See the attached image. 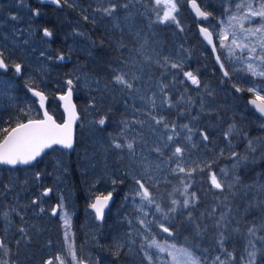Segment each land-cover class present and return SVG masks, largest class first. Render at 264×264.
Segmentation results:
<instances>
[{
    "label": "rangeland",
    "instance_id": "1",
    "mask_svg": "<svg viewBox=\"0 0 264 264\" xmlns=\"http://www.w3.org/2000/svg\"><path fill=\"white\" fill-rule=\"evenodd\" d=\"M202 1L212 12H216L213 4L221 7V11L215 13V20L204 23L211 31L213 26L219 30L218 21L228 15L225 9L230 8L238 16L244 12V9L239 12L236 10L235 5L240 0ZM187 2L188 0H178L179 10L176 15L183 28L181 31L176 23H153L155 16L148 12L146 0H67V3L61 0V9L43 5L38 0H0V52L4 53L9 64L7 72L0 70V125L1 121L3 126L9 121L11 130L17 123L41 118L37 101L26 85L43 91L49 99V111L57 120L62 121L59 103L56 97L53 98L52 92L57 93L56 96L65 93L66 81L72 79L73 96L80 103L77 104L79 119L74 151L76 147L87 149V152L83 150L84 154L80 152L78 165L83 168V173L93 177V187L86 192L88 207L97 192L98 195L118 193V199H121L118 205L123 208L121 232L127 239L129 254L134 261H140V264H148V261L144 259V252L141 250L143 229L138 222L142 217V213L138 211L141 201L132 196L138 187L135 179L157 187L170 176L180 175L179 182L184 176L171 172L175 163L166 161L174 148L171 144L167 148L163 147L167 143L166 130L152 121V115L164 116L169 124L177 125V130L180 131L177 140L180 144L187 145L183 158L186 166L199 163L203 167L211 164L213 171L219 170L216 172L218 175H223L220 170L225 169L227 176L224 180L227 184L234 186L241 179L239 172L242 168L264 160V122L251 112L242 98L233 97L225 102L232 95L230 90H235L233 85L236 83L246 90L250 87L260 90L264 88V77L235 72L234 69L241 65L234 64L226 58V54H221V60L230 72L232 82L225 88V97L217 99L208 49L199 35L192 32V27L196 28L198 22L189 10L186 12ZM111 3H116L118 7L109 16L102 9L109 7ZM124 3H128L127 9L120 7ZM48 7L49 12L56 14L50 12L59 32L64 27L59 23H66L64 36L62 34L56 37L43 24H47ZM35 9H39V15H33ZM253 23H258V18ZM245 25L250 26L247 23ZM251 26L255 27L253 24ZM45 28L52 32L51 37L44 36ZM96 30L101 36L96 34ZM95 48L103 54L101 59L97 57ZM60 55L65 57L63 62L57 59ZM164 57L182 64V70L173 69L170 65L162 66ZM17 63L22 66L19 74L12 67ZM184 71L196 75L200 84L193 85L183 76ZM115 75H124L133 87L129 89L116 84L113 79ZM206 79L213 81L207 82ZM219 83L225 87L222 81ZM161 85H167L165 91L173 107L162 105ZM249 93L253 96V93ZM261 94L264 95V92ZM152 99L156 101L155 108L151 106ZM222 112L227 113L228 117L236 116L238 121L229 119L227 122H218L222 123L223 134L216 148L210 140L202 141L201 123L205 117ZM101 118H106L104 126L97 123ZM123 122H127L126 128ZM184 124L193 129L191 143L183 139L187 132L181 130L180 126ZM230 128L229 138L225 140L224 133ZM5 134L0 135V142ZM167 134H171L170 130ZM114 140L122 144L132 142L133 150L127 147L115 148ZM201 141L206 143L211 157L199 152ZM249 141L257 149L256 152L250 150ZM192 143L196 147H192ZM157 147L161 148L163 155L154 151ZM232 152H236L238 156L232 157ZM72 154L53 148L30 167L9 168L0 165V239L6 243L11 235V242L18 244L20 239L16 238L21 233V223L26 213L33 211L37 220L29 230L39 246L40 259V247L46 250L42 264L56 255H63L68 264H75L66 250L65 213L70 218V242L78 260L98 264L96 253L100 247L102 225L96 222L88 209L83 210L85 196L77 198L73 192L69 168ZM245 156L247 160L237 164L240 157ZM119 166L120 176L124 177L122 180L120 177L116 178L119 171L115 169ZM236 178L238 182H235ZM47 188L52 191L48 197H44L43 191ZM246 191L256 195V199L263 203L260 197H264V178L252 183ZM33 200L37 203H32ZM61 203L63 208L59 209L55 218H51L53 205ZM148 219L152 220L153 215L150 214ZM14 222L17 223L15 228ZM143 234H155L157 239L174 242L172 237L160 232L156 226L152 227L151 233ZM262 236L264 227H259L255 238L246 239V248L251 240L257 249L262 250V241L257 239ZM79 240L80 244L77 243ZM148 251L153 254L154 264H170L171 257L167 253H157L154 249ZM1 253L4 254L3 250H0ZM28 253L26 251V255ZM5 256L10 259L9 250ZM242 256L246 258V252ZM14 262L18 263V259ZM238 263L245 264V261L239 259ZM54 264L58 262L54 260ZM202 264L205 263L202 261Z\"/></svg>",
    "mask_w": 264,
    "mask_h": 264
},
{
    "label": "snow or ice",
    "instance_id": "2",
    "mask_svg": "<svg viewBox=\"0 0 264 264\" xmlns=\"http://www.w3.org/2000/svg\"><path fill=\"white\" fill-rule=\"evenodd\" d=\"M43 2V0H42ZM49 2L56 4L57 6L61 5V0H49ZM67 3V0H64ZM131 2V0H129ZM149 7L147 8L148 12L152 13L155 16L153 23L167 24L169 22L176 23L178 27L179 21L177 20L176 13L178 12V0H146ZM191 7L195 12V15L198 19L208 20L209 17L213 16L212 12L203 10L200 5L197 3V0H190ZM118 5L116 3H111L109 7L103 8L102 11L107 15L111 16L116 10ZM125 9L128 8V3L120 5ZM237 12L240 9H245L243 14L236 15L231 12V9H225V12L228 13L225 19L218 21L219 30L215 26L212 27V31L209 30L208 26H201L199 32L202 35L204 41L211 46L212 52L215 54L216 62L219 64L223 76L226 78H231V74L228 70L225 69V65L221 60V54H226V58L230 59L234 64L238 63L241 65L240 68L234 69L235 72H244L248 73L253 77H264V0H240L239 3L235 5ZM39 9L33 11V15H39ZM16 19L15 16L12 17ZM258 24L255 27H252L254 20H257ZM85 19L87 17L85 16ZM245 23L249 24V27H245ZM180 30L183 31V28L180 27ZM45 37H51L52 32L47 28L43 30ZM254 38V39H253ZM59 60H64L65 57L60 55L57 57ZM173 69H181L182 64L175 63L170 61L167 57L163 58L164 67L169 66ZM15 72L17 74L21 73V65L14 64ZM9 64L6 62L3 52H0V69L7 70ZM183 76L191 81L193 85H199L200 81L190 71H184ZM116 84L124 85L127 88L131 89L133 85L128 82L124 75H115L113 77ZM183 82V81H181ZM67 92L64 95L59 97L60 100L64 102V111L67 113V120L58 124L51 115L48 114V111L45 108V101L47 97L43 91H39L34 87L26 85L28 90L32 93L34 97H37L39 100V105L42 109H45L43 112V119L38 120H28L26 123H17V125L12 128L10 131L5 129L7 133L2 142H0V165H8L16 167L17 165H29L37 160L38 157L46 149H51L53 146H61L63 148H72L73 147V133L72 126L73 123L78 119L76 113V107L72 103L73 95V80L68 79L66 81ZM237 92L242 91V89L236 85H233ZM167 85H161V92L163 93L162 105L166 104L168 107H173L174 105L168 98V93L165 91ZM247 91L253 93V99L249 101L255 109L259 112L261 116H264V95L261 93L264 92V88L257 90L255 87H250ZM151 106L156 107L155 99L151 100ZM152 121L158 125L162 126L166 130V140L167 143L163 147L167 148L171 144L174 150L171 152V156L167 158V161L175 163V167L171 169L173 174H184L183 178L180 179L179 186L173 188V191L169 193V197H174L176 194L183 197L182 200L177 198H171L170 205L162 206L161 203L157 202L156 197L153 195L151 188H154L155 185H147L145 182H142L141 179H135V184L138 186L137 189L132 193L133 198H139L141 201L138 206V211L142 213V217L139 219V224L143 229V233H151L152 227L156 226L158 230L162 233H166L167 236L172 237L175 235L173 227L170 226V220L176 214L178 208H190L195 205L198 200L196 192H189L191 187L190 183H187L186 180L191 178L192 174L200 171L204 172L207 170V180L209 182L210 188L223 192L225 187L229 189L233 184H227L224 180V177L227 176V171L221 169L223 175H218L215 171L212 170L211 164H205L203 167L199 163L195 166H186L184 161L185 152L187 150V145H182L177 140V137L180 136V131L177 130V125L175 123L169 124L164 116H151ZM139 122V121H137ZM101 126L106 124V118H101L97 121ZM125 128L127 127V122H123ZM181 130H186L187 135L183 139L189 143L192 142L193 129L189 127L188 124L180 126ZM170 130L171 134H167ZM231 133V128L228 132L224 133L225 140H228ZM200 136L202 141H208L209 136L206 132L201 131ZM113 145L117 149L127 147L129 150H133V143L128 142L122 144L114 140ZM192 147H196L194 143L191 144ZM249 147L252 152H256V148L252 146V142L249 141ZM160 155H163L161 148L157 147L154 149ZM223 155V151L221 152ZM236 152H232V157H237ZM247 157H240L237 161L241 163L246 161ZM234 167L236 165H233ZM37 178H39V173H37ZM238 182V178L236 181ZM115 183V181H113ZM52 190H46L43 195L47 196ZM128 197H126L127 199ZM112 199V192H109L106 196H97L95 201L90 204L95 212L97 219L102 220L104 218L105 208L108 206L109 201ZM32 203H37L36 200H33ZM63 204L57 205L52 209V215H57L58 209H62ZM44 211L43 208L40 209ZM154 210V211H153ZM153 215V219L149 220L148 216ZM215 209L212 212H209L208 215H214ZM7 216V213H4ZM203 215V214H202ZM64 226H65V242L67 244V253L71 257V260L75 264H84L82 260H78L76 253L74 251V246L70 242V228L71 222L68 218L67 213L64 215ZM188 219H192L191 212L188 213ZM215 227L218 229H224L227 227V213H222L219 219L215 222ZM264 227V225H261ZM197 235L199 232V225H197ZM19 231L24 232L23 228H20ZM239 231V229H235ZM257 228L255 225L249 226L247 228V233L249 236L255 237ZM143 235V241L141 243V250L144 252V259L148 261V264H154L153 254L149 252V249L156 250L157 253H167L171 257L170 264H202L200 257L196 256L188 247L183 245L177 246L176 243L170 242L167 239H157L155 234ZM228 237L225 235V232L221 230L217 239V244L219 246L220 252L223 254L216 255L211 264H233L236 260V255L234 252L229 251L224 245ZM262 241V247H264V236L257 237ZM0 250H3L4 255L8 254V249L5 241L0 239ZM259 250L256 248L255 243L251 240L249 241V247L245 249V256H241L240 259L245 261V264H256L257 261V252ZM54 260L58 264H68V261L63 255H56L54 258H49L45 261V264H54ZM0 264H8V261H2Z\"/></svg>",
    "mask_w": 264,
    "mask_h": 264
},
{
    "label": "trees",
    "instance_id": "3",
    "mask_svg": "<svg viewBox=\"0 0 264 264\" xmlns=\"http://www.w3.org/2000/svg\"><path fill=\"white\" fill-rule=\"evenodd\" d=\"M197 1L203 10L212 12L211 10H208L204 1ZM213 5H215L216 7V12H212L213 16L210 17V21L215 20V13H219V11H221V7L219 5ZM49 10L50 8L47 10V24L45 22L43 24L49 30H51L56 37L62 34L64 36V29L66 27V23L62 21V23H59V25H64L62 32H59L56 27V24L53 23V16L51 14L53 12L50 11V13ZM187 11L188 7H186V12ZM53 14L56 15L55 13ZM198 24L204 26V23L198 22ZM95 32L96 34H99L101 36L99 31L96 30ZM192 32L194 33V35H198L197 26L196 28L192 27ZM95 51L97 57L101 59L103 57V54H101L99 49L95 48ZM207 54L210 59L211 66L213 68L211 72L214 81L210 79H206V81H213V83H215V97L217 99H220L222 97H225V93L227 94V90L225 88L227 87V84L232 82V79L224 78L215 66L211 53L208 50ZM219 81H222L225 84V87H223L219 83ZM235 85L240 87L242 91L237 92L236 90L231 89L230 92L232 93V95H230V98L226 99L225 102L227 103V101H229L233 97H240L246 103L247 98L252 95L239 84L236 83ZM52 94L53 98H55L57 93L54 94V92H52ZM46 97L48 99L47 95ZM76 99V105L80 104L79 99ZM251 112L255 114L252 110ZM229 119H235L236 121H238L236 116L228 117L227 113L222 112L221 114L217 113L216 115L205 117L201 123V129L208 134L209 140L211 141V143H214L216 148L220 142V137L223 134L221 131L222 123L218 122H220L221 120L227 122V120ZM57 121L61 122L60 120ZM5 129L10 131L9 121L5 126H3L1 121L0 135L2 133H6ZM74 150L75 147L73 151ZM83 150H86L87 152V149H81L79 147H76V151L72 152L73 154L70 156L69 160L71 183L73 187V192L77 198L81 196H85L86 198V192H89V190L93 187V177L90 174L83 173V168L78 165L79 157L81 155L80 152L82 151V153L84 154ZM199 152L201 154L207 153L211 157V154L206 149L205 142L201 141L199 143ZM115 170L119 171V175L116 176V178L120 177L119 179L122 180L124 177L120 176V166ZM216 172L218 173L219 170H217ZM239 173L241 176V182L239 181L230 189L225 187L223 192L210 188L209 182L207 180V170H205L204 172L197 171L193 173L191 178L187 179L186 182L191 184L189 192H196L198 200L193 207L187 209L178 208L176 214L170 220V226L173 227L175 231V235L172 236V240L174 241V243L179 246L183 245L189 247L195 255L201 258V260L205 264H210L212 259L216 255H221L223 258V254L220 252L219 246L217 244V239L221 230H223L225 232V235L228 237L224 246L229 251L234 252V254L236 255V260L233 262V264H239L238 261L240 257L245 253L246 239L252 238V236H249V234L247 233V228L249 226L255 225L257 228L256 233H258L259 227H261L263 223L264 197H260V199L263 200L262 203L261 201L256 199V195L247 192L246 189L250 188L251 184L255 183L258 179L264 178V160L261 162H253V164L245 166V168H242ZM179 176L180 175L170 176L168 177L166 182L158 185L157 187L151 188L153 195L157 199V202L161 203L162 206L170 205V200L172 197H169L168 194L173 191L174 187L179 186ZM91 183L92 186H90ZM98 193L99 192H97L95 195L102 196L98 195ZM113 196L114 201L110 209L106 212L104 221L102 223L96 221L99 225H102V231L100 233V247L96 253L98 264H140V261H134V258H132V256L128 252L129 245L127 244V239L123 237V234L121 232V229L123 227V208L121 209V207L118 205L121 199H118V193ZM173 198H177L180 200L183 199V197L179 196L178 194H176ZM88 205L89 202L86 198L82 204L84 211H87V209L89 210ZM213 209H215V214L211 216L208 215V213L212 212ZM114 212H117V214H114ZM189 212H191L192 215L191 220L188 219ZM222 213H227V227H225L224 229H218L215 227V222L219 219ZM91 216L93 217L92 214ZM16 225L17 223H15L13 228H15ZM197 225H199V235H197ZM237 228L239 229V231H235V229ZM13 239H15V237ZM7 242L10 243L11 239L8 238ZM77 243L80 244V240L77 241ZM45 252L46 250L40 247V264H42ZM256 264H264V247H262V250L260 249L257 252Z\"/></svg>",
    "mask_w": 264,
    "mask_h": 264
},
{
    "label": "water",
    "instance_id": "4",
    "mask_svg": "<svg viewBox=\"0 0 264 264\" xmlns=\"http://www.w3.org/2000/svg\"><path fill=\"white\" fill-rule=\"evenodd\" d=\"M39 2H40L41 4H43V5H48V6H51V7H55V8H57V9H60V8H61V5H60V6H57L56 4H53V3L49 2V0H43V2H42V0H39ZM197 3H198V2H197ZM198 4H199V3H198ZM187 7H188V10L190 11V13L193 15V17H194L197 21H200V22H206V21L209 20V19H208V20H201V19H198V18L196 17L195 12L193 11V9H192V7H191V2H190V0L187 2ZM200 7H201V6H200ZM209 18H210V17H209ZM201 26H202V25H198V26H197V31H198L199 37H200V39L202 40V42L204 43V45H205V46L208 48V50L210 51L215 66L218 68V70H219V71L222 73V75H223V72H222V70H221L219 64L216 62L215 54H214V53L212 52V50H211V46L208 45L206 41H204L202 35H201L200 32H199V28H200ZM59 62H63V60H59ZM0 70L3 71V72H6V71L3 70V69H0ZM223 77H224V76H223ZM224 78H226V77H224ZM66 92H67V90H66ZM66 92H65V93H66ZM65 93H63V94H58L57 97H56V99H57V101H58V103H59V105H60V110H61V112H62V114H63V121H62L61 123L57 122L56 119L54 118V116L49 112V110H48V108H47L48 100L46 99V101H45V108H46V110L48 111V114L51 115V116L53 117V119H54L58 124H62V123H64V122L67 120V118H68V117H67V113L64 111V102H63L62 100L59 99V97H60L61 95H64ZM31 95H32V93H31ZM32 96H33V95H32ZM45 96H46V95H45ZM33 97H34V96H33ZM34 99L37 101V107H38V109H39V111H40V113H41V118H40V119H43V118H44V116H43V112H44L45 109H42V108L40 107V105H39V100H38L37 97H34ZM251 99H253V97H249V98L247 99L248 107H249V108H250V109L256 114V116H257L259 119H261V120L264 122V116H261V115L259 114V112L255 109V107H254L252 104L249 103V101H250ZM72 103H73V104L75 105V107H76V113H77V116H78V119H79V114H78L77 106H76V104H75L74 96H73V95H72ZM78 119L73 123V126H72V133H73V147L70 148V149H68V148H63V147L57 145V146H53V148H56V147H57V148H59V149H61V150H65V151H68V152H70V153L73 151V148H74V145H75V133H76V125H77V121H78ZM24 123H26V122H24ZM1 142H2V141H1ZM53 148H51V149H53ZM51 149H46V150L41 154V156L37 158L36 161H38L42 156H44V155H45L49 150H51ZM36 161H34L33 163H35ZM33 163H32V164H33ZM32 164H29V165H17L16 168L29 167V166H31ZM1 166L9 167V168H13L12 166H8V165H1ZM46 190H48V189H46ZM46 190H45V191H46ZM45 191H44V192H45ZM49 194H50V193H49ZM49 194H48L47 196H45V197H48ZM96 197H97V196H96ZM96 197H95V198H96ZM95 198L93 199L92 203L95 201ZM113 201H114V196L112 195V199L109 201L108 206L105 208V211H104V217H105V213L110 209V207H111ZM56 206H57V204H55V205L53 206V208H55ZM58 211H59V209H58ZM58 211H57V214H58ZM89 211L92 212L93 215L95 216V212H94V210H93L92 208H90V206H89ZM50 215H51L52 218H55V217L57 216V215H55V216L52 215V211H51ZM95 219H96V221L99 222V223H102V222L104 221V218H103L102 220H99V219L96 218V216H95ZM84 264H88V263H85V262H84Z\"/></svg>",
    "mask_w": 264,
    "mask_h": 264
},
{
    "label": "flooded vegetation",
    "instance_id": "5",
    "mask_svg": "<svg viewBox=\"0 0 264 264\" xmlns=\"http://www.w3.org/2000/svg\"><path fill=\"white\" fill-rule=\"evenodd\" d=\"M252 24L257 26L258 23H252ZM246 26L247 25H245V27ZM102 196H106V195H102ZM36 220L37 219L33 211L26 213L25 219L21 223V227L26 231L21 232L20 235L16 238V239H20V242L18 244H13L12 242L10 243L6 242L7 249L9 250V253H10V259H8V257H6L3 253H1L0 254L1 262L6 260L8 261V264H10V262L12 264H39L40 263L39 246L34 241V238L29 230V228L34 224V221ZM9 238L11 239V235L9 236ZM26 251H29L28 255H26ZM15 259H18V263L14 262Z\"/></svg>",
    "mask_w": 264,
    "mask_h": 264
},
{
    "label": "bare ground",
    "instance_id": "6",
    "mask_svg": "<svg viewBox=\"0 0 264 264\" xmlns=\"http://www.w3.org/2000/svg\"><path fill=\"white\" fill-rule=\"evenodd\" d=\"M1 4V3H0ZM19 14V13H18ZM4 16V15H3ZM18 17V16H17ZM27 18V17H26ZM35 21V20H34ZM122 50V49H121ZM62 53V52H61ZM55 57V56H54ZM83 58V57H82ZM57 63V61H56ZM93 67V66H92ZM41 89V88H40ZM50 92V91H49ZM2 111V110H1ZM7 112V111H6ZM84 133V132H83ZM3 134V133H2ZM88 138V137H87ZM108 165V164H107ZM92 178V177H91ZM107 181V180H106ZM95 191V190H94ZM87 222V221H86ZM94 240V239H93ZM87 245V244H86Z\"/></svg>",
    "mask_w": 264,
    "mask_h": 264
}]
</instances>
